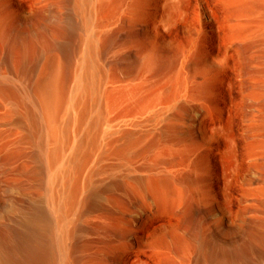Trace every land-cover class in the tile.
Listing matches in <instances>:
<instances>
[{"label": "bare ground", "instance_id": "bare-ground-1", "mask_svg": "<svg viewBox=\"0 0 264 264\" xmlns=\"http://www.w3.org/2000/svg\"><path fill=\"white\" fill-rule=\"evenodd\" d=\"M0 264H264V0H0Z\"/></svg>", "mask_w": 264, "mask_h": 264}]
</instances>
